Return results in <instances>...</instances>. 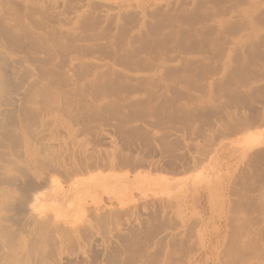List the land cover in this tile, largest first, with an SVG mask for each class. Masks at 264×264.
Returning <instances> with one entry per match:
<instances>
[{
	"label": "rangeland",
	"instance_id": "374dc122",
	"mask_svg": "<svg viewBox=\"0 0 264 264\" xmlns=\"http://www.w3.org/2000/svg\"><path fill=\"white\" fill-rule=\"evenodd\" d=\"M0 264H264V0H0Z\"/></svg>",
	"mask_w": 264,
	"mask_h": 264
}]
</instances>
